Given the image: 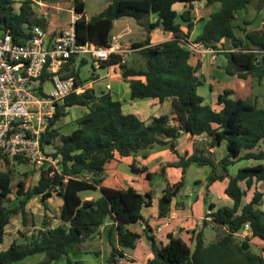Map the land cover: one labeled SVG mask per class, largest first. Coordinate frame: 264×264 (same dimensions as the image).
I'll use <instances>...</instances> for the list:
<instances>
[{
	"label": "trees",
	"instance_id": "16d2710c",
	"mask_svg": "<svg viewBox=\"0 0 264 264\" xmlns=\"http://www.w3.org/2000/svg\"><path fill=\"white\" fill-rule=\"evenodd\" d=\"M251 2L110 0L101 13L86 19L84 0H72L77 16L73 24L77 43L109 47L115 22L122 18L132 19L146 32V38L133 42L131 52L124 57L112 54L107 60H95L90 56H72L62 65V77L73 78L76 88L81 87L82 92H73L65 99L41 137V147L58 160L56 168L42 166L38 168L39 176L34 184L27 186L19 180L13 188L15 168L27 162L16 158L10 163L0 155L3 168L0 171V245L12 218L20 216L22 226H26L27 205L31 200L38 198L44 211H48L47 201L53 196L62 200L59 224L52 226L48 219H43L38 230L29 234L20 232L22 242H12L7 249L1 250L0 264L17 263L38 254L44 255L39 264L59 261L61 264H83L80 260L69 259L68 251L75 246L74 253H91L89 247L78 248L98 238L101 227L107 222L111 223L115 239L110 235L106 264L134 263L127 253L136 248L141 235L129 226L142 221L141 211L151 207L153 194H140L132 187H105L103 181L106 166L112 160L137 157L154 146L166 148L177 157V162L160 169L163 179L165 167L180 169L179 180L167 181L158 198V217L168 214L173 199L185 188V173L191 164L211 168L207 185L226 179L224 194L232 205L207 206L211 220H204L202 229L212 224L221 234L205 244L201 230L195 234L193 248L172 236L163 244L145 225L142 235L149 242L153 255L146 264H264V250L255 254L250 246L255 238L264 243V211L261 210L264 165L243 167L233 175L229 172V168L239 162L264 160V108L238 98L231 90L219 94L218 110L206 104L197 93L204 83L198 76L200 62L191 63L195 54L189 46L194 26L199 21L202 24L200 33L192 38V43L220 51L218 54L226 60L223 69L228 76L261 82L264 79V24L260 29L249 30L251 21L240 14ZM179 3L184 4L181 13L173 9ZM197 3L206 7L218 5V8L207 19L196 20ZM257 5L264 9V0H259ZM36 27L47 32L48 23L44 16L35 14L31 2L22 1L15 7L14 0H0V33L8 32L13 43L26 44ZM156 30L170 34L172 39L152 44L150 34ZM87 58L103 69L117 66L121 79L128 84L131 101H169L170 113L151 117L147 122L135 114L124 113L121 103L112 99L109 90H96L88 85L98 79L97 75L92 73L88 80L81 78ZM47 77L44 73L40 86ZM67 107H80L85 112L71 121L74 129L63 135L57 123L69 115V111H65ZM183 135L205 140L201 139L202 144L194 141L191 153H180L176 147ZM222 144L226 153L217 162L210 150ZM135 165L136 160H133L129 166L133 174L146 173L151 179L152 174L146 168L137 169ZM97 191L99 196L94 199L85 200L80 196L83 192ZM246 224L249 231L236 242L235 234L243 231Z\"/></svg>",
	"mask_w": 264,
	"mask_h": 264
},
{
	"label": "crops",
	"instance_id": "0c3cea01",
	"mask_svg": "<svg viewBox=\"0 0 264 264\" xmlns=\"http://www.w3.org/2000/svg\"><path fill=\"white\" fill-rule=\"evenodd\" d=\"M22 1H26V0H17V1L14 0L17 6ZM33 3H35V5L37 6L42 7L44 13L46 14V11L48 10L46 3H41L39 1L37 2L32 1V4ZM198 5L203 6V10H200V14L198 13L197 10H195L196 20L207 19L208 15L213 10H216L218 8V5H213L210 7L204 6L203 3H198ZM51 7L54 8L55 10L59 9L58 6H51ZM51 7H48V8H51ZM69 8H70L69 11L72 12L73 14L74 13L73 6L71 5V7ZM210 8H213V10L210 11ZM173 9L177 13H181L184 10V4H177V5L175 4L173 6ZM204 14H205V17L201 18V15H204ZM263 17H264V13H263ZM263 17H262V24H264ZM199 25L201 28L202 24L201 22L198 21L195 24L194 29L198 27ZM62 29H63L62 27L60 28L56 27L53 29L48 27L47 32L57 33L61 31ZM128 31H130V29H128ZM193 35H194V30L191 34L189 42L190 41L192 42ZM117 36L121 37V35H117ZM171 39H172V36L170 34H165L161 30L153 31L150 34V42L152 44L168 41ZM132 43L133 42L129 43V45H126L123 43L122 44L125 46H131ZM197 62H200V70H199L198 76L203 78L204 80L203 85H206L208 87V92H209L208 102L206 104H209L212 108L218 110L219 107L217 106V99H218L219 94H221L224 90H231L236 93L238 98L248 100L250 102H254L258 105V107L264 108V79L261 82H257L256 80L252 78L240 80V79H237L236 77H230L225 73L223 67L222 66L220 67L219 65H216L217 69H219V72H214L213 70L210 69V65L213 63L210 62L209 56H207V54L195 53V55L191 59V63L195 65ZM206 62H208L207 65L205 64ZM108 75H112L114 79H118L120 83V85H118L115 88L116 90L114 89V92H113V88L110 85L108 84L107 85L110 87L109 93L112 91V93H110L112 99L119 101L121 103L122 110L124 113L135 114L141 120L145 122H147L151 117H157L164 113H167V114L170 113L171 108H170L169 101H165L163 103H158L157 101L152 100V99L131 101L129 99L128 84L125 83L121 79L120 73L115 69H109ZM88 85L92 86L93 83L91 82ZM201 139L203 138H199V137L192 138L190 135H183L178 140L176 150L179 151L180 153H183L185 151H188V153H191L193 142L197 140L201 141ZM221 147L225 148V145L222 144L220 147L211 149L210 151L214 153L215 150H219ZM160 155L152 154V155L144 156L143 158H141L139 155L137 157L131 156V157H125V158H115L106 166L103 186L109 187V188H116V189H126L128 187H132L140 194H145L149 192L153 194V201H152L151 207L144 208L141 211L142 221H139L136 224L129 226L130 230L141 235L140 240L136 244V248L127 253L128 258H132L134 260V263H131V264H146V262L153 257L152 252L150 251L149 242L147 241L146 237L142 235L145 225H148L152 229L153 231L152 233L154 234L156 240L163 244L167 243L168 238L172 236V237L180 238L190 248H193L195 234L201 230L204 235V240L206 238V240L208 241L207 244L213 242V238L211 234H213L214 233L213 230L217 228H215L212 224H209L205 229H202L203 221L207 219L206 218L207 206L210 204L218 206V207L232 205V201L224 194V189L227 184L226 179L222 182H215L213 184L207 185L205 188L201 187L198 191H195V189H192L189 192H185L184 190H182L178 194V196L173 199L169 212L166 215V217H169L170 219V226L166 228L162 233H156L155 227L159 224L161 220V218L158 217V198H160L167 181L169 183H174L178 181L180 178V169L175 168V167H165L164 169L165 179H163V175H161L164 185L159 184V188L161 190V193H159L160 196L158 195L159 190L156 192L154 189L151 188V186H153L156 175L160 173V169L164 166H167V164H173L177 161L176 155L170 151L162 152ZM164 156H170V158L174 159V161L172 160L164 161V163L158 164L157 168L150 169L151 164H153L159 158L164 157ZM133 160H136L135 167L137 169L144 167L147 169V172L152 174V177L150 180L146 177V173L133 174L130 171L129 166L131 165V163H133ZM248 162L249 163L246 165V167L254 166L257 164L264 165V160L248 161ZM171 169H174L179 172L178 179L173 182H170L167 178V172ZM196 182H199L197 183L198 185L202 183L201 180H198ZM209 190H212L210 192L211 194L212 192H214L213 198L211 197V194L208 193ZM83 193H88V194H86L83 198L81 197L82 199L90 200V199L95 198L94 194L91 192H83ZM177 204H178V207H177ZM261 209L264 211V199H263V205L261 206ZM172 230L174 231L177 230L178 235H172ZM206 232L208 233V237H207ZM217 232L221 234V230L217 229ZM18 233L20 235V232ZM110 235L112 236V240H114L115 236L112 230L111 223L107 222L101 227L98 239L104 240L105 238H107V240L109 241ZM235 236H238V235H235ZM240 236L243 237V234H241ZM12 242L13 240H11V242H7L5 249H7L8 246ZM100 243L104 244L105 242H100ZM2 244L0 245V251L5 250ZM252 245H258L259 247L263 248L262 251L264 250V243L256 238L250 241V246ZM107 246L109 248V242H107ZM92 250L93 248H91L90 252H92ZM255 254H258V253H255Z\"/></svg>",
	"mask_w": 264,
	"mask_h": 264
},
{
	"label": "built area",
	"instance_id": "2783aa9c",
	"mask_svg": "<svg viewBox=\"0 0 264 264\" xmlns=\"http://www.w3.org/2000/svg\"><path fill=\"white\" fill-rule=\"evenodd\" d=\"M76 19L73 13L70 27L54 36L36 27L31 40L23 45L13 43L8 32L0 33V155L10 163L19 158L37 168L57 167L58 160L41 147V137L65 99L73 92H82L73 78L62 77L60 70L65 62L72 56L107 60L112 54L124 57L131 52V47L121 46L119 36H112L107 48L77 43L73 26ZM189 46L194 54H207L211 63L220 53L198 43L190 42ZM44 73L48 77L40 86ZM47 84L51 86L49 91ZM105 88L110 89L108 85ZM69 110L65 108L66 112ZM206 214L210 222V211ZM169 226L170 219L165 216L155 232L162 233ZM248 231L246 224L243 237ZM172 235H178V231L172 230Z\"/></svg>",
	"mask_w": 264,
	"mask_h": 264
},
{
	"label": "rangeland",
	"instance_id": "374dc122",
	"mask_svg": "<svg viewBox=\"0 0 264 264\" xmlns=\"http://www.w3.org/2000/svg\"><path fill=\"white\" fill-rule=\"evenodd\" d=\"M17 1V0H15ZM27 1V0H26ZM32 3L34 2H41L46 3L47 5V11L46 14L43 11V8L40 6L35 5V3L32 4V9L35 12L36 15L39 17L44 16L47 20L48 27L53 28H60L68 29L70 27V23L72 21V12L69 11V7H71L72 2L71 0H28ZM110 0H84L85 3V12L84 16L86 19H90L92 16L98 15L101 13L109 4ZM259 0H252L250 6L245 12H241L242 16H245V18L249 21H251V25L248 26L249 30L252 29H259L262 26V17L264 13V9H261L258 7L257 2ZM181 4V3H179ZM177 5V4H176ZM51 6H58L59 9L55 10ZM15 7L17 5L15 4ZM51 7V8H48ZM259 8V9H258ZM195 9L200 14V10H203V6L197 5ZM213 8H210V11H212ZM44 13V14H42ZM204 15H201V18H204ZM130 29V31H128ZM200 25L194 29V35L200 33ZM121 35L119 42L121 43V46L123 48H127L130 46H125L123 44L129 45L131 42H138L143 41L146 38V32L139 26L135 24V22L132 19L129 18H122L118 20L112 30V36ZM159 40V39H158ZM123 43V44H122ZM133 53L129 56L128 59H131ZM217 60L210 65V69L214 72H219V69H217L216 65H219L220 67L225 65V58L222 55L217 54ZM87 64L83 66L81 69V78L84 80H88L92 73L94 75L98 76V79L93 83V88L96 90L105 91V86L108 84L114 89L120 85L118 79H114L112 75H108L109 69H115L119 72V68L117 66H112L109 68H100L97 63H93L90 58H87ZM206 65L208 62L205 63ZM209 66V65H208ZM93 75V76H94ZM94 78V77H92ZM51 86L49 84L46 85V89L49 91ZM116 90V89H115ZM112 93V91L110 92ZM198 95H200L204 102H208V87L206 85H202L197 90ZM85 112V109L80 107H73L69 110V115L63 117L60 119V121L57 123V127L59 129V132L63 135L69 134L73 129L74 125H72L71 121L80 117L82 113ZM167 114V113H164ZM198 144H202V142L197 141ZM205 146V145H204ZM162 152H169L167 149L160 147V146H154L152 149L143 151L139 153V156L143 158L144 156L148 155H155V154H161ZM226 153V150L224 147H221L219 150H215L214 153H212V158L215 161H219ZM162 156V155H160ZM174 161V159L170 158V156H164L159 158L157 161H155L153 164H151L150 169H155L158 167V164L164 163V161ZM177 162V161H176ZM248 161H242L239 162L234 167L229 168V172L231 175L235 174L237 169H241L243 167H246L248 164ZM16 172L13 176L12 180V186L16 185V183L19 180H23L26 185L34 184L37 181V178L39 176V169L31 164H20L17 165L15 168ZM0 171H3L2 166L0 165ZM211 173V168L209 166H197L195 164H191L185 173V188L183 189L185 192H189L192 189H195V191H198L201 187L207 186V177ZM23 174H26L25 176ZM179 177V172L171 169L167 172V178L170 182L176 181ZM201 180L202 183L200 185L196 184V181ZM159 184H163V180L161 178V175H156L154 179L153 186H151L152 189H154L156 192L158 191L161 193V190L159 188ZM159 188V189H158ZM212 190H209L208 193H210ZM94 194L95 198L99 196V192H91ZM88 193H81V197L83 198ZM211 194V193H210ZM214 192H212L211 197L213 198ZM62 204V200L58 198L57 196H53L50 200L47 201V207L48 211H44L42 204L40 203L39 199H33L31 200L27 205V211H28V220L26 223V226H22L21 224V218L20 216L14 217L11 220L10 226L7 228V235L5 237V240L3 242L4 249L6 248L7 242H22V237L19 235L18 232H23V234H29L31 232H34L38 230L41 227V222L43 219H48L50 225L56 226L59 224L58 220V214L60 211V207ZM178 207V204H177ZM262 210V209H261ZM213 234H211L213 241L220 235L219 232H217V229L213 230ZM207 237L208 233L206 232ZM242 234V231L237 233L238 236H235L236 242H240L243 237L240 235ZM100 242H105L104 244ZM107 238L104 240L102 239H94L93 241H87L83 245H80L79 249L88 248V250L93 248L91 253H81V252H75V246H72L71 249L68 251V257L69 259L73 260H80L83 264H106V259L109 254V248L107 246ZM258 242V241H256ZM208 241L205 238V244H207ZM141 248V247H140ZM262 247H259L258 245H252L251 250L254 253L261 254L262 253ZM140 250V249H139ZM141 251V250H140ZM44 255L38 254L31 257H28L24 259L23 261L13 263V264H39L41 261H43ZM62 262H53L51 264H61Z\"/></svg>",
	"mask_w": 264,
	"mask_h": 264
},
{
	"label": "water",
	"instance_id": "95a60500",
	"mask_svg": "<svg viewBox=\"0 0 264 264\" xmlns=\"http://www.w3.org/2000/svg\"><path fill=\"white\" fill-rule=\"evenodd\" d=\"M162 28V26H160Z\"/></svg>",
	"mask_w": 264,
	"mask_h": 264
}]
</instances>
